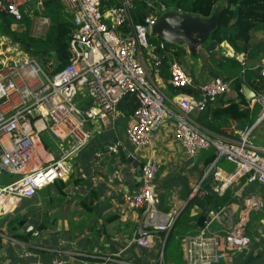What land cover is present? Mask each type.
I'll return each mask as SVG.
<instances>
[{
  "label": "built area",
  "instance_id": "obj_1",
  "mask_svg": "<svg viewBox=\"0 0 264 264\" xmlns=\"http://www.w3.org/2000/svg\"><path fill=\"white\" fill-rule=\"evenodd\" d=\"M136 1L120 0L105 6L101 0H61L75 26L68 40L70 59L53 73L24 50L6 54L10 49L2 43L6 36L0 34V208L67 178L70 160L96 131L91 124L108 126L126 96H133L136 102L133 120L126 128L128 139L136 147L149 145L155 130L173 114V136L186 155L215 148L216 155L187 199L210 191L202 185L209 175L211 190L219 194L240 181L264 184V144L254 142L250 135L253 126L264 118V91L255 97L261 112L238 136L232 134L233 119L220 133L201 127L192 112L204 109L208 101L225 93L230 80L216 76L196 82L178 60L169 59L167 82L176 90V97L167 96L154 77L160 74L166 51L174 47H167L162 39L157 43L150 40L149 34L157 16L173 7L162 0H145L152 10L142 22H135L131 10ZM43 7L44 0H0V10L16 19L23 12L34 17L37 14L33 11ZM37 16V27H46L48 17ZM243 55L241 52L239 56L241 63ZM260 73L264 75V59ZM184 86L197 88L199 96L181 90ZM108 149L116 150L117 145L113 143ZM158 169L156 161L146 159L141 165L139 188L122 197L127 207L139 211L132 240L140 246L150 245L157 233L167 238L183 210V206H159L153 183ZM263 203L259 195L250 193L241 201L208 207L203 223L189 226L182 234L184 264H216L245 250L250 243L249 215ZM24 231L39 232L31 225ZM53 264L62 262L55 258Z\"/></svg>",
  "mask_w": 264,
  "mask_h": 264
},
{
  "label": "crops",
  "instance_id": "obj_2",
  "mask_svg": "<svg viewBox=\"0 0 264 264\" xmlns=\"http://www.w3.org/2000/svg\"><path fill=\"white\" fill-rule=\"evenodd\" d=\"M31 18L33 25L34 17ZM12 27L17 28V24H12ZM37 28L35 26L36 30ZM263 35L264 24L255 31L254 37ZM226 43V48L232 53L225 54L240 61L241 51L236 53L234 48ZM179 46L186 50L183 59L187 68L201 81L204 78L201 59L192 56L184 45ZM218 49L219 46L213 50ZM220 49L223 51L222 43ZM253 59L255 64L261 61L258 56ZM154 78L167 96L174 100L176 90L167 82V77L158 74ZM225 95L237 100L232 87ZM256 95L255 92V96L248 99L244 94L251 108ZM202 110L192 112V117L201 127L206 128L204 117L199 113ZM231 119L235 122L232 134L238 136L246 126L254 123L255 115L251 123L228 117L220 128L228 125ZM132 120L133 111L124 113L118 107V111L110 117L108 126L101 127L98 122L91 124L96 131L79 154L70 160V173L67 178L45 185L33 196L24 198L25 208L13 206L11 202L6 203L10 205L7 207L12 208L11 212L23 208L26 213L23 224L25 227L31 225L39 232L25 233L22 226L20 231L26 237L24 241L14 236H10L13 241H1L0 264H53L55 258L60 259L62 264H156L160 254L164 258L163 264H184L181 237L187 230V225L176 226L175 233L165 239L162 233H157L150 245L140 246L132 240L139 220V211L127 207L122 197L125 192H133L139 188L141 165L146 159H151L159 164L153 180L155 192L160 198L159 206L184 208L189 192L206 167L207 150L200 149L193 156L186 155L181 144L173 136V114L155 130L149 145L136 147L126 134V128ZM258 124L259 122L253 128ZM253 128L250 133L252 140L263 145L264 126L258 128L257 133L254 132L255 136L252 135ZM113 143L117 145V149H108ZM127 155L133 160H128ZM230 188L235 201H241L250 193H259L257 188H260V185L240 181ZM260 196L262 197V194ZM253 212L257 214L255 227L248 231L250 239L254 237L247 251H240L221 262L264 264V206ZM201 213L202 209L193 205L188 215L190 218L196 217L197 223Z\"/></svg>",
  "mask_w": 264,
  "mask_h": 264
},
{
  "label": "trees",
  "instance_id": "obj_3",
  "mask_svg": "<svg viewBox=\"0 0 264 264\" xmlns=\"http://www.w3.org/2000/svg\"><path fill=\"white\" fill-rule=\"evenodd\" d=\"M119 1L101 0V3L105 6H112L118 4ZM162 1L167 6L207 16L220 0ZM223 1L224 5L219 11L217 24L210 34V39L216 40L219 49L222 43L223 51L221 49H203L199 52L198 57L201 59L203 65L204 78L199 81L200 79H197L189 69L187 70L184 67V65H187L183 59L186 50L182 46L172 43L166 42L167 47L172 46L174 50L166 51V57L162 60L159 69V73L163 77L168 78L167 61L169 59H176L183 65L186 71L194 76L196 82L209 81L216 76L230 80V87L234 88L237 100L223 93L215 99L208 101L206 107L199 112L200 116L204 117L205 126L208 129L216 130L221 129V124H224L228 117L241 120L243 123L252 122V108L245 99L242 90L243 83L252 88L257 95L264 91V75L260 73L261 61L255 64V60L253 59L255 56H258L259 60L264 59V35L257 38L254 37L255 31L264 24V0ZM151 10L152 7L145 0H137L135 7L131 10L132 18L135 22H142L144 16L151 12ZM33 14L42 15L49 19V23L42 35L37 36L30 33L32 18L29 14L23 12L22 17L16 19L5 10H0V34H4L12 42L19 44L22 50L35 57L48 72H56L70 59L71 53L68 40L75 26L72 14L65 9L61 0H44L42 11L34 10ZM14 23L17 24V28L12 27ZM149 38L156 43L160 39L154 34H149ZM226 42L234 48L236 53L240 51L244 53V63H241L233 56L225 54L228 53ZM240 75H242V79L239 78ZM180 89L199 96L197 88L184 86ZM135 105V98L133 96H126L120 103L119 108L124 113H127L133 111ZM205 150H207L205 162L208 164L214 158L216 152L214 147H208ZM203 180V187L210 191L203 196L195 194L187 200L176 226L181 224H186L187 227L196 225V217L190 218L188 215L189 209L193 205H198L202 209V212H204L210 206H219L235 201L231 188H227L223 193L219 194L211 190V175ZM259 185L264 188L263 183ZM24 214L26 215V213ZM24 227L25 225L23 224ZM20 228L21 226L18 225V228L12 230V235L25 239L26 237L20 231ZM174 233L175 231H172L167 237ZM220 264L225 263L221 262Z\"/></svg>",
  "mask_w": 264,
  "mask_h": 264
},
{
  "label": "water",
  "instance_id": "obj_4",
  "mask_svg": "<svg viewBox=\"0 0 264 264\" xmlns=\"http://www.w3.org/2000/svg\"><path fill=\"white\" fill-rule=\"evenodd\" d=\"M224 2L218 1L212 12L201 15L190 11H180L169 8L161 12L151 25V33L157 35L167 43L184 45L192 56H198L200 47L212 50L217 42L210 39V34L217 24L218 14ZM242 79V75L239 76ZM242 90L248 99L255 96V92L246 83L242 84ZM128 160H133L130 155ZM205 215L201 213L197 223H203Z\"/></svg>",
  "mask_w": 264,
  "mask_h": 264
},
{
  "label": "rangeland",
  "instance_id": "obj_5",
  "mask_svg": "<svg viewBox=\"0 0 264 264\" xmlns=\"http://www.w3.org/2000/svg\"><path fill=\"white\" fill-rule=\"evenodd\" d=\"M39 19H40V17H38L37 15L34 16L33 25L31 23V27H30V33L33 34V35H37V36H40L42 34L41 32L45 31V29L47 27V26L45 27V24L44 25H40V26H38V28L36 30L35 26H37V22L39 21ZM0 40H3V39H0ZM3 45L7 46L10 49L9 51H5L6 54H15L16 51H19V52L22 51V49L20 48L19 44H15L7 36H6L5 40L3 41ZM14 47L16 49H14ZM12 49L14 50L12 53H7V52H10ZM203 49H205V48L204 47H200L199 52H201ZM184 67L186 69H188L186 65H184ZM261 110H262L261 103L259 102V100L255 99L254 100V104L252 106V115L253 116L255 115V118H256L258 116V114L261 112ZM263 126H264V118L261 120V122H259L258 126L253 128L252 135L255 136L254 132L256 131V133H257V129L258 128L261 129ZM209 130L213 131L214 133H220V131H221V129L216 130V129H211V128ZM257 189L259 190L258 192L260 193V195L262 194V197L259 195V193H256V192H253V193L259 195L264 200V188H262L261 185H260V188H257ZM24 200H25L24 198L17 199L15 204H12V205L13 206H15V205L16 206H22L23 208H25L24 207ZM7 206H10V205L6 204L4 207L0 208V243H1V241H5V240H8V239H9V241L10 240L13 241V239L10 238V236H13L12 235V233H13L12 230H14L17 225L22 227L23 226V221L25 220V217H26L25 214H24L25 210L23 208H21L22 210H16L15 212L14 211L11 212L12 208L7 207ZM263 206H264V203H263ZM250 215H249V222H248L249 230H251L253 227H255L254 222L256 220V215L257 214H255L253 212L252 214L250 213ZM4 218H6V219H4ZM2 225H4V226H2ZM257 227H260V225H257ZM253 237L254 236H252L251 239H253ZM251 239H250V241H251ZM21 240L24 241V238H21ZM247 249H248V247L245 250L247 251ZM159 259H161V263L163 264L164 258H163V256L161 254L158 255V258L156 260V264H160V260Z\"/></svg>",
  "mask_w": 264,
  "mask_h": 264
},
{
  "label": "bare ground",
  "instance_id": "obj_6",
  "mask_svg": "<svg viewBox=\"0 0 264 264\" xmlns=\"http://www.w3.org/2000/svg\"><path fill=\"white\" fill-rule=\"evenodd\" d=\"M4 40H5V39H4ZM4 40H3V41H4ZM3 41H2V43H3ZM0 42H1V40H0ZM226 47H227V46H226ZM226 49L228 50V53L231 52L230 49H228V48H226ZM231 53H232V52H231Z\"/></svg>",
  "mask_w": 264,
  "mask_h": 264
}]
</instances>
